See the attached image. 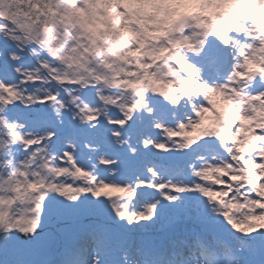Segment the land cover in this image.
Listing matches in <instances>:
<instances>
[{"label":"rangeland","instance_id":"374dc122","mask_svg":"<svg viewBox=\"0 0 264 264\" xmlns=\"http://www.w3.org/2000/svg\"><path fill=\"white\" fill-rule=\"evenodd\" d=\"M40 1L0 0V22L14 34L0 40V264L70 259L86 238L92 264H132L134 255L153 264L154 240L183 247L198 230L230 236L216 221L169 231L189 216L174 205L262 229L249 216L264 218V173L252 171L263 165L261 147H248L256 136L264 145V0L220 11L215 0ZM225 17L234 34L218 44L214 22ZM202 148L235 170L228 176L243 193L230 181L213 200L198 193ZM244 239L247 251L225 245L214 258L250 264L254 239Z\"/></svg>","mask_w":264,"mask_h":264},{"label":"bare ground","instance_id":"6f19581e","mask_svg":"<svg viewBox=\"0 0 264 264\" xmlns=\"http://www.w3.org/2000/svg\"><path fill=\"white\" fill-rule=\"evenodd\" d=\"M235 2H237V0H215L214 5H212L216 10H222L224 7L225 3H231V5H233ZM255 3L256 0H255ZM221 18V17H220ZM221 22L222 27L220 28L219 23ZM214 31L219 32L220 35L216 36L214 38V42L218 43V44H222L223 43V36L227 35L232 37L234 34V30L233 27L227 24V19L226 17L223 18L221 21H216L214 22ZM221 35H223L221 37ZM231 43V42H230ZM259 137V136H258ZM258 137L256 136V138L254 139V142L251 141L249 143V147L248 148H253L256 147L259 148L261 147V163H263L262 166H260L259 164L254 165V167L252 168V171L254 173H259V172H263L264 173V145L263 146H254L257 145V139ZM210 139H212V141L214 142V138L210 137ZM215 143V142H214ZM188 146V143L186 142L183 145V149H185ZM202 153L200 154L201 156H203V160L206 163V166H198L197 169L202 172V175H204V180L201 185H199L198 188V193L201 194H209V199L213 200L214 195L218 194L219 196L223 195L225 193V190L228 188V181H230V183L232 184V186L236 189L239 190V192L243 193L244 190L246 189L245 187H241V181H239L236 178H230L228 175L229 174H234L235 170L233 168H230V170H226L224 171V169L220 168L217 164H215L214 162H212V160L210 159V156L215 155V151H213L212 148H210V150H207L205 148H202ZM159 152H166L169 153L170 150L168 148H158ZM207 151V152H206ZM226 172V174H222V172ZM208 179H211V181L209 182ZM260 183L261 185H264V178L260 179ZM124 193H127V191H124ZM215 202V201H214ZM178 205H181V203L178 201L177 203ZM174 208L178 211L181 212V214L183 215L185 213V211H187V214L189 215L188 218H185L186 220H183L181 222L180 219H174L172 220L167 226L166 228L169 231L173 232V229L176 228L177 224L183 223L185 222L186 224L188 223H193V221H216L218 223H220V225H222L223 227H226L228 229V232L230 234V236H226L224 234H216V233H209V232H203V237H205L206 240H209L210 243L213 245V250L210 252H216L219 253L220 255L223 254L224 248L223 246H228L230 248L233 249H240L242 251H247V247L245 245V237H252L254 240H259V239H263L264 238V227L262 229H256L253 225H250L249 223H247L244 219H242L241 217H235V216H229L225 213L220 212L216 213L214 210H208L205 211L204 215L202 214H197L196 212H194L192 209H185L183 207L180 206H176L174 205ZM137 208L134 209V211H136ZM189 212V213H188ZM254 222L259 221V223L264 225V218L261 217L260 213L258 211H255L254 213H252L251 215H249ZM118 218H116L117 220ZM121 219H118V221L120 222ZM197 225V224H196ZM198 226V225H197ZM162 230H158L155 231L153 233H150L148 231H144L141 234L144 236V238L146 240L152 239L155 237V234L161 233ZM133 235V234H132ZM135 236H137L136 234H134V241H132V245L136 246L139 242V240H136ZM226 236V238H225ZM89 237V236H88ZM194 236H190L189 240L193 239ZM168 239V237H163L162 241H158V240H154L153 242V247L150 248V250H148V253L152 254V253H156L157 257L159 256H164V255H168L169 252L173 249H179L178 253H183L185 255H188V250L190 251L191 249H188L185 246L180 247L178 245H167L165 246V241ZM94 241L91 238H86L85 241L82 243V245L80 247L77 248V251H79L80 253L84 254L86 257V264H92L89 261L88 258V254H89V249L84 250V245L86 244L87 241ZM253 240V241H254ZM191 243V241H190ZM191 252V251H190ZM200 256V254H198ZM154 255L150 256L148 258V262L150 263L152 260H154ZM75 261V257L73 258H66L64 259H56L54 261L53 264H73L72 261ZM132 264H146V263H140L138 261V256L134 255L131 259ZM248 262L250 264H264V260H261L259 258H255V259H248ZM96 264H107L104 259L99 260ZM184 264H192L191 260H185Z\"/></svg>","mask_w":264,"mask_h":264},{"label":"trees","instance_id":"16d2710c","mask_svg":"<svg viewBox=\"0 0 264 264\" xmlns=\"http://www.w3.org/2000/svg\"><path fill=\"white\" fill-rule=\"evenodd\" d=\"M47 0H41L39 3H37L36 5H40V3H44L45 4V2H46ZM49 1H53V3L54 4H59L60 2H61V0H49ZM21 6H23V7H25V3H23V1H22V3H21ZM31 7L32 6H29V7H27L28 8V10L29 9H31ZM5 27V28H3V27ZM13 37H14V34H12V32H10V31H8V29H7V26L6 25H2V23L0 22V40H7L8 38L9 39H13ZM18 43H21V41H18ZM33 57H35V55L33 56ZM3 64V62H2V60H0V65H2ZM18 73V75H20V73L19 72H17ZM30 75V77L33 79V80H37L38 79V76L36 75V74H29ZM22 80V84H23V81H24V79L23 78H21ZM22 103V102H21ZM5 152V151H4ZM7 155H9V149L7 150V153H6ZM6 156H2V155H0V166H1V164H2V161H4V160H7L6 158H5ZM55 199V198H54ZM54 206H56L58 209H60V210H62V208L60 207V205H59V203L58 202H55V204H54ZM60 213H62V212H60L59 211V215H62V214H60ZM14 214V213H13ZM13 217H14V215H12L11 216V218H12V220H13ZM69 217V216H68ZM67 217V218H68ZM13 223H15V222H13ZM13 225V227H14V224H12ZM9 228V227H8ZM4 235V234H3ZM2 235V236H3Z\"/></svg>","mask_w":264,"mask_h":264},{"label":"water","instance_id":"95a60500","mask_svg":"<svg viewBox=\"0 0 264 264\" xmlns=\"http://www.w3.org/2000/svg\"><path fill=\"white\" fill-rule=\"evenodd\" d=\"M256 244H257V247H258V250H259L260 257H263L261 255V251L263 249L262 246L264 244V240L258 241ZM58 249H59V237L57 235H55V241H54V243H53V245L51 247V251H57Z\"/></svg>","mask_w":264,"mask_h":264}]
</instances>
